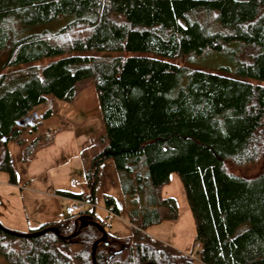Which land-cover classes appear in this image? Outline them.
Returning <instances> with one entry per match:
<instances>
[{
	"label": "trees",
	"instance_id": "obj_1",
	"mask_svg": "<svg viewBox=\"0 0 264 264\" xmlns=\"http://www.w3.org/2000/svg\"><path fill=\"white\" fill-rule=\"evenodd\" d=\"M196 12L203 20L190 18ZM60 17L70 19L60 30L29 33ZM232 41L256 49L238 73L264 81V0H0L4 66L25 65L0 73V171L16 183L8 143L51 115L53 105L38 112L48 100L73 102L78 83L90 80L103 131L80 153L88 164L84 184L93 203L98 169L111 159L121 172L133 229L127 238L113 237L107 216L99 219L94 207L31 229L52 227L58 234L22 237L0 226L6 264H92V246L102 232L86 220L106 231L95 264H193L189 254L145 231L177 217L174 199L161 195L172 173L182 182L195 222L201 264H264V168L248 176L235 171L264 157V85L143 55L106 60L74 54L33 64L85 50L182 58L221 51ZM53 134L45 130L32 140L22 161ZM104 202L119 214L112 196Z\"/></svg>",
	"mask_w": 264,
	"mask_h": 264
},
{
	"label": "rangeland",
	"instance_id": "obj_2",
	"mask_svg": "<svg viewBox=\"0 0 264 264\" xmlns=\"http://www.w3.org/2000/svg\"><path fill=\"white\" fill-rule=\"evenodd\" d=\"M190 18L192 20L201 21L204 18V14L202 12H196L191 15ZM69 21L70 19L68 17H60L52 22L35 26L29 30V33L41 31L56 32L64 27ZM255 53V48H247L239 41H232L226 43L221 51L207 50L202 54L191 53L182 58L161 57L150 52L85 50L68 52L58 57L36 61L33 64H45L52 59L74 54L102 58L106 60L118 56L127 57L131 55H143L159 57L188 69L205 70L212 73H218L226 77L264 85V81L252 80L241 75L237 71V68L243 62L252 58ZM5 59L6 52L0 55V73H10L25 67V65L5 67ZM90 85H92L90 80L79 82V92L77 97L80 95L82 90L87 89ZM58 102H60L59 112L63 110L65 105L69 107L73 106L72 102ZM52 105L54 108L55 103L53 104V102L51 103V101L48 100L46 104L41 106V112H44ZM70 111H72L71 108L68 112ZM74 116L75 115L72 114L70 117V124H65V127L53 136L51 142L35 151L32 158L27 162L22 161V152L19 147L14 142L10 141L8 143V148L12 155L13 164L17 172V183H9L8 174L0 171V224L7 230L21 234L31 232V229L26 226V219L29 218L31 220L38 216L43 207L41 200L38 199L37 194L34 192H49L56 190L80 191V188L73 189L70 187V181L73 177H76L80 184L84 185V169L87 168L88 164L87 162H83L81 159L80 152H82V150L80 149L85 146L80 147L78 141L75 140L70 143L73 123L76 124L77 131H80L82 129L81 127H84V125L88 123L89 125L86 124L85 127L90 130L89 132L94 138H96L103 131V124L98 109H92L88 115H84L83 121L77 120ZM82 122L83 124H81ZM27 129H25L21 135ZM24 138H26V136H24ZM93 152L95 151H92V153ZM87 153L88 152L86 151V157H88L89 154ZM263 168L264 157L255 164L237 168L235 171L248 176L257 174ZM120 176L121 172L115 168L111 159L101 164L98 169V182L94 192V212L99 219H106V213L104 211V198L105 195L112 196L118 207L119 214L110 219L111 226L108 227L107 230L113 237L117 239H124L132 234L133 229L127 218V202L125 201L121 190ZM161 195L163 197H171L174 199L177 205V217L173 220H165L148 226L145 230L146 233L185 254H189L193 259V264H201L198 259L199 248L194 241L196 235L195 222L185 197L182 182L177 173H172L170 175L169 180L161 188ZM55 204L57 203L55 202ZM67 205L68 201L63 204L65 211ZM66 212L63 213V215L60 214L61 216L56 220L71 217V215ZM20 221L21 223L18 224ZM0 264H6L5 260L1 256Z\"/></svg>",
	"mask_w": 264,
	"mask_h": 264
},
{
	"label": "crops",
	"instance_id": "obj_3",
	"mask_svg": "<svg viewBox=\"0 0 264 264\" xmlns=\"http://www.w3.org/2000/svg\"><path fill=\"white\" fill-rule=\"evenodd\" d=\"M94 91H95V89H94L93 85H90L87 89L82 90L80 92V95L77 98H75V100L72 102L73 106L69 107V106L65 105L63 107V110L60 112H59L60 102L55 101V107L53 108L51 115L47 118L41 117L35 123V129L34 130H32L31 128H28L19 138H17L16 141H14V143L19 147L21 152H23V150L27 147V145L32 140H34L36 137L40 136L43 131L54 130L53 136L55 134L59 133L65 127V124L68 125L67 123H69V119L72 116V114L75 115L74 117L77 118V120L83 121V116L88 115L89 112L92 111V109L93 110L98 109V111H99L98 103H97V97H96ZM70 108L73 112L72 111L68 112V110ZM41 110H42L41 108L38 109L40 114H42ZM81 124H83V122ZM86 124H88V123H86ZM86 124L84 125V127L80 126L82 129L80 131H77L76 130L77 126H76V124L73 123V131H72V137H71L70 143H72L75 140V141H78V144L80 145V147L85 146V147H81L80 150H83L84 148H86L90 145V141H91V137H92V135L89 132L90 130H88L87 127H85ZM24 136H26V138L24 139V144H22L19 140ZM73 178H76V177H73ZM16 183H17V181H16ZM21 189H23V188H21ZM67 192H78V191L69 190ZM29 193H32V192H29ZM34 193H36L38 199L41 200L43 207H42L41 213L38 216L34 217L31 220L29 218L26 219V226L29 229H37L43 223L54 221L61 216L60 214L63 215V213L66 212L64 207H63V204H65V202L68 200L67 197H70V196L63 194L58 190L49 191V192L48 191H46V192L38 191V192H34ZM22 199H23V197H22ZM55 202L57 204H55ZM94 202H95V200H94ZM94 202H93L92 207H94V204H95ZM92 207L88 206L85 209L92 208ZM20 223H21V221L18 224H20Z\"/></svg>",
	"mask_w": 264,
	"mask_h": 264
},
{
	"label": "built area",
	"instance_id": "obj_4",
	"mask_svg": "<svg viewBox=\"0 0 264 264\" xmlns=\"http://www.w3.org/2000/svg\"><path fill=\"white\" fill-rule=\"evenodd\" d=\"M70 187L74 189L80 188V191L77 192L78 193L77 196L67 197L68 205L66 211L69 215H75L79 211L85 209L86 207L93 206L91 194L85 184L81 185L77 178H73L70 181ZM104 211L107 216L106 225L107 227H110L111 226L110 219L116 216V214L113 211L112 207H104Z\"/></svg>",
	"mask_w": 264,
	"mask_h": 264
},
{
	"label": "water",
	"instance_id": "obj_5",
	"mask_svg": "<svg viewBox=\"0 0 264 264\" xmlns=\"http://www.w3.org/2000/svg\"><path fill=\"white\" fill-rule=\"evenodd\" d=\"M85 224H93V225L97 226V227L101 230V232H102V236H101L99 239H97V240L93 243V246H92V252H91V253H92V264H95V251H96V247H97V244H98L101 240H104V239L106 238V231L104 230V228H103L98 222H95V221H88V220H86V221H85ZM0 226L3 227L1 224H0ZM5 230H6L7 232H10V233H13V234H15V235L22 236V237H32V236L40 235V234L43 233L45 230L53 231V232H55L56 234H58L57 230H56L55 228H52V227H49V228H47V229H41V230H37V231H33V232H29V233H23V234H21V233H17V232H13V231H11V230H7L6 228H5ZM73 236H74V234H70V235H68V236H65L64 238L69 239V238H71V237H73Z\"/></svg>",
	"mask_w": 264,
	"mask_h": 264
}]
</instances>
